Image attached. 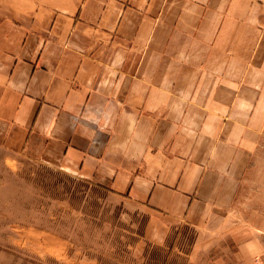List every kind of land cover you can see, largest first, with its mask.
Here are the masks:
<instances>
[{
  "label": "crops",
  "instance_id": "crops-1",
  "mask_svg": "<svg viewBox=\"0 0 264 264\" xmlns=\"http://www.w3.org/2000/svg\"><path fill=\"white\" fill-rule=\"evenodd\" d=\"M24 5L0 22L3 149L139 206L157 243L183 223L210 247L264 118V0ZM235 257L264 264L261 239Z\"/></svg>",
  "mask_w": 264,
  "mask_h": 264
},
{
  "label": "rangeland",
  "instance_id": "rangeland-1",
  "mask_svg": "<svg viewBox=\"0 0 264 264\" xmlns=\"http://www.w3.org/2000/svg\"><path fill=\"white\" fill-rule=\"evenodd\" d=\"M25 1L0 0V22ZM256 127L227 206L206 216L211 246L197 253L194 228L170 224L157 243L158 224L139 206L0 144V264H236L238 241L264 246V118Z\"/></svg>",
  "mask_w": 264,
  "mask_h": 264
}]
</instances>
